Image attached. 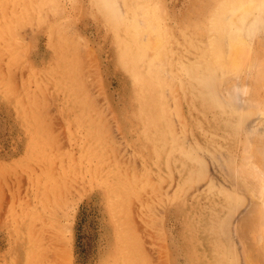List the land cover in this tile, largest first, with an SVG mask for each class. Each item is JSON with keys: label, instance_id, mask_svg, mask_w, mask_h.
Instances as JSON below:
<instances>
[{"label": "rangeland", "instance_id": "obj_1", "mask_svg": "<svg viewBox=\"0 0 264 264\" xmlns=\"http://www.w3.org/2000/svg\"><path fill=\"white\" fill-rule=\"evenodd\" d=\"M141 1L159 14L165 9L158 26L179 40L188 29L201 39L194 52L213 60H205L218 75L211 80L220 78L213 96L238 112L228 130L237 142L225 140L219 126L210 132L201 122L203 107L177 87L182 121L172 116L170 126L178 151L185 152L171 161L170 149L151 142L143 86L123 60L115 22L101 0H0V264H194L188 229L208 213L212 234L225 254L233 252L235 264H250L247 255L264 264V254L245 241L261 233L264 219L250 217L264 202V79L258 77L264 64L256 63H264V31L241 36L246 43L240 47L248 41L254 48L239 49L250 67L229 71L227 63L229 70L220 65L226 70L217 72L212 56L225 54L224 35L258 20L264 3L254 2L261 8L251 7V14L244 12L246 0ZM239 5L250 18L243 25ZM232 12L239 18L230 27ZM223 16L225 27L215 29L213 18ZM224 38L231 48L234 40ZM177 50L183 59L182 46ZM168 100L171 113L176 102ZM207 117L216 120L214 110Z\"/></svg>", "mask_w": 264, "mask_h": 264}, {"label": "bare ground", "instance_id": "obj_2", "mask_svg": "<svg viewBox=\"0 0 264 264\" xmlns=\"http://www.w3.org/2000/svg\"><path fill=\"white\" fill-rule=\"evenodd\" d=\"M252 1H253V3H252ZM252 1L246 0L244 2L246 5L243 3V1H241L242 3L238 1L239 2L238 4H240V3L243 4V7L245 5V8L242 7L244 9V12L249 13L251 11L250 10L251 7H252L251 9L255 8V11H256V9L261 8V6L259 7L258 5H257V8L255 6H253L252 4L255 5L254 2H257V4L261 3V5L264 3V0H263V2L254 1V0H252ZM101 2H103V4L105 6H107V9L110 12L111 17H113L112 21L115 22L116 27H114V29H115L118 37L120 38V45L122 48V57H123V60L126 64V66L134 72L137 80L143 86V93H142L143 108H144L145 112L148 113V129L146 131V136H148V138L151 140V142H155L157 144L159 143L160 146L162 147V149H165V150L170 149L171 155L168 158L171 161L173 159L177 158V154L181 150L180 149L178 151L177 146L175 144V140L172 136L171 127L174 124L172 126H170L171 125L170 121H172L170 119H172L171 118L172 116H176L179 119V121H182V113L180 111L181 105L178 104L180 100L179 101L177 100V98H179V97H176V94H175L176 87H177V89L183 91L187 95H189V96L192 95L193 97H190V98H192V100L190 99V101L193 104L198 105L197 107H201V106L203 107V109L201 110L202 111L201 112V116H202L201 122L209 124V126H210L209 131L210 132L216 131V129L219 126L224 131L225 140L231 141V142H234V141L237 142V138H236L237 133L235 134V132H232V131H231V133H229L228 130L230 128L231 129L234 128L235 123H233L234 117L232 114L233 113L236 114L238 112L236 111V109L234 107L229 106L230 103L228 104V101H227V103L224 102V104H225L224 105L222 101L221 102L218 101V99H221V98L216 99L215 98L216 96L215 97L213 96L214 91H213L212 87L215 86L214 82L217 79L219 82L220 78L216 77V76H218L217 73H215L216 69L214 71H212L211 69L210 70L207 69L208 65L206 66L205 60H208L207 62H209V61L213 62V60L211 58L210 59H204L205 55H201L198 52H196V53L194 52L195 48L200 50V45H201V41H198L201 39H199L196 36V32L192 31L190 29L185 30L186 32L184 33L182 38L179 40L176 37V35L171 31V29L169 31L166 28H162L163 26L162 27L158 26V23H160V24L162 23L163 19L161 17L163 16V12L165 11V9L164 10L160 9L161 12L159 14L157 9L152 10L150 8V5H147L148 3L142 2L141 0H101ZM226 2L227 1L222 2V4H221L222 7L223 6L228 7ZM233 2H234V0H233ZM250 2H251V6L249 5ZM235 3H236V1H235ZM238 4H236V5H238ZM221 5H220V7H221ZM248 7H249V9H248ZM233 8L236 9V7H234V6H233ZM237 8L239 9V8H241V6L239 5V7H237ZM242 8L239 10L240 12H238V13L243 15L245 13H242L243 12ZM221 10H219V12H217L220 15H221V13H220ZM227 10L228 9H225L223 11V14H225V12H227ZM260 10L262 11L261 12L262 15L261 16L259 15V18L257 17L258 15L255 16V17H257L258 20L252 22L254 20L253 19L252 21H250L249 23L251 25H249V23H248V26L245 28V30L244 29L241 30L242 28L239 25L236 27L237 28L240 27L241 29L239 28L238 31L235 29V31H236L235 34L233 32L234 30L231 31L232 28L230 29V33H227L228 35L225 33L226 35H224V37H226V36L229 37V39H231L230 41L234 40L231 43L229 42V44H231L230 45L231 48H234L236 45L237 51L235 48L231 49L228 46V44L226 45L227 42H225V41H224L225 47L223 46V44H224L223 38L224 37L221 39L222 43L221 42L219 43V45H221V47L220 46L219 47L223 50V53H225V54H222V51H221V52H219V55H218L212 51L214 53L212 56L215 59V61H217V63L214 62L215 68H216V64H218L220 67V68L217 67L218 68L217 72H218V70H221L223 68L225 71L226 70L225 67H226V65H228L227 63H229V65L231 64V66L228 65L231 70H229V67H226L229 71L236 70L239 67H243V65L245 67L246 65L249 66L251 64V63L250 64L246 63L247 62V58H246L247 56L245 55L246 53L241 55L240 51H241V53L244 52L243 48H245L246 46L248 48L246 47L245 50L251 49L252 45L251 44L248 45V41H247L246 46L240 47L241 43H244V44L246 43V41L244 42V38L241 36L243 34L244 35L246 34V35H249L250 37H253V36H255L256 33L259 34L262 31H264V14H263L262 8L257 10V12H260ZM231 11H233V10H231ZM255 11H253V12H255ZM230 13H228V15L226 14L227 19H228V16H230ZM248 13L245 14V18L244 17L242 18V16L240 17V18H242L241 22L243 19L246 21L249 18V17L248 18L246 17ZM250 13L253 14L252 12H250ZM144 16H146V18H147L146 21H148V22H145ZM233 16H231L233 18L232 21L230 22L231 24L229 22H227L229 19L227 21H225L228 24H230L229 25L230 27L235 26L236 24L232 25V22L236 23L237 20L235 22V19L239 18V17L236 18L234 13H233ZM216 17L213 18V25L215 23H219V24H216V27H215V29L216 28L218 29V25L222 24L224 19L226 20V18L223 16V20L221 21V19L220 20L217 19V18H220V16L217 18ZM164 18H165V16H164ZM239 20L240 19H238V22H239ZM249 20H250V18H249ZM227 23H226V25H227ZM209 24H208V26H209ZM243 24H245V22L244 23L242 22V25ZM164 25L166 26L165 23H164ZM223 26L220 25V27L222 29H223ZM226 28H227V26H226ZM243 28H244V26H243ZM214 31H217V30H214ZM218 31H220V29ZM224 31H225V28H224ZM226 31L229 32V29L228 30L226 29ZM222 33H223V31H222ZM262 33H264V32H262ZM249 36H248V39H249ZM216 37H218V36H216ZM230 37H232V38L235 37V38L232 39ZM224 39L226 40L228 38H224ZM216 40L217 39H215L214 41H216ZM250 40H251V38H250ZM203 41H202V43H206ZM251 41H250V43L253 42V41L252 42ZM212 42L213 41H211V39L208 38V43H210L212 45ZM233 44H234V47H233ZM179 46H182L183 52L185 53V55L183 56V59H182V57H177V55L179 54L178 52L180 50L176 51V49H178ZM215 46L216 45L214 44V47H211V49L214 48L212 50H216V53H217L218 51H220V49H219V47H217L218 48L217 49ZM226 46L229 47L228 48L229 51L227 50ZM249 46H251V47L249 48ZM202 47L203 46H201V48ZM222 47L225 48V51H224V48H222ZM237 47H240V48H237ZM197 49H196V51H197ZM202 49L204 50V47ZM230 49L233 52L235 50L238 53V55L236 56V54H237L236 52H235V55L233 54V52H232V54H229V52L231 53ZM239 49H241V50L239 51ZM226 51H228V54H227L228 56L226 55ZM193 53H195L194 58L192 57ZM223 55H225V58H228V59H226V60L223 59ZM262 61H264V60L262 59ZM210 62H209V64H210ZM256 63H258V65ZM256 63L254 62L253 64L259 66V68H260V66H263V64H264L262 62H260V63L256 62ZM220 65H222V66L225 65V67H222ZM255 65L253 66V68L255 67ZM255 68H257V67H255ZM262 68H264V67H261V73H264L263 72L264 70ZM256 70H258V68ZM259 71H260V69L258 70V73H259ZM258 73H257V75H258ZM214 74L216 75L215 81H213V79L211 80V77H213L212 75H214ZM209 75H210V77H209ZM258 77H260V80L262 78L264 79V77H262L261 75ZM223 78H225V77H223ZM223 78H221V79H223ZM211 81H213V82H211ZM218 82L216 81L215 83H218ZM257 83L260 86L262 85L261 81H257ZM212 84H213V86H212ZM215 89H216V87L214 88V90ZM245 89L247 91V87H245ZM215 95H216V92H215ZM169 96H171L172 99L176 102V108L173 110V112L171 111V113L168 112L169 108L167 109V107L169 106L167 103V101H169L168 100ZM231 100H232V98H231ZM231 100L229 99V102H231ZM234 101H236V100L234 99ZM253 101L256 102V99ZM172 109H173V107H172ZM233 109H235L236 112ZM208 110H214L216 120H209V118L207 117ZM239 114H240V112H239ZM239 116H240V118L241 117L244 118V116H241V115H239ZM241 119L239 120V123H240ZM173 123H174V121H173ZM214 127H215V129L213 130ZM235 127H237V126H235ZM173 129H174V127H173ZM213 140H215V139H213ZM242 140H241V142L243 143ZM246 141H248L247 143H249L251 145L249 147H251L252 150H255L257 148V145H255V143H254V140H253L252 144H251L252 140L251 141L245 140L244 141L245 144H246ZM262 141H264V140H262ZM259 143L262 144L261 141H259ZM182 151L185 152L184 149H182L181 152ZM187 151H188V149H187ZM193 151H195V150H193ZM193 151L187 152V153H182V154H184L188 159L191 160V159H194V152ZM196 156H197V154L195 153V157ZM246 156H248V155H245V158H246ZM245 160L242 159V161H241L242 164L240 163L241 166L244 163L247 165ZM195 161H198V159H196ZM229 164H230V166L232 165V160L229 161ZM201 168H202V165H201ZM240 172L242 173V175H244L243 174L244 171H240ZM246 172L247 171H245V173ZM248 173H249V174H247L248 176L250 175V176L256 177V178L261 177V179L263 180L262 175L256 173L254 170H249ZM259 175H261V176H259ZM243 178H245V177H243ZM244 186L247 187V185H245V184H244ZM247 188L250 189L249 186ZM220 192H221V190H220ZM229 197H234V196L230 194ZM263 203L262 204H260L259 202L256 203L254 210H253V213L250 216L251 218L255 217L256 220L258 218H260V221L264 218V217L261 218L262 216H264V212H263L264 208L260 209V207L262 208ZM259 216H261V217H259ZM198 222L199 223H197V224L191 225L188 229L189 238L193 242V245H194L193 251H192L194 264H235L233 262L235 257H234L233 252L230 251L231 249H228V250L232 253V255H231V253L225 254L222 251L223 249L219 244L220 242H217L215 237H214L215 235L212 234L215 231V228L211 222V213H208L207 215L202 214V216H200V219L198 220ZM263 222H264V219L262 220L261 223H263ZM261 223H260L261 226L259 227V229L260 228L262 229L260 231L261 233H258V235H256V236L247 234L245 241H246V245H247L248 249H250L253 246L257 247V250H259L260 254L262 255V254H264V232H262V231H264V229L262 228V226L264 227V223L263 224H261ZM253 224L251 226H252V228H255V225H253ZM262 243H263V246H259ZM260 247H262V249ZM228 248H230V247H228ZM229 255H231L232 258H230ZM247 259H248V261L250 259V261H249L250 264H258L257 260L261 261L260 256H258V258L256 260L253 258V256L250 258L247 255ZM236 263H237V261H236Z\"/></svg>", "mask_w": 264, "mask_h": 264}]
</instances>
